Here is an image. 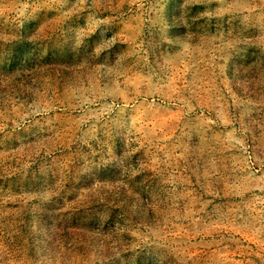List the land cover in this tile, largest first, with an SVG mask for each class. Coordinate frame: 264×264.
<instances>
[{
	"label": "rangeland",
	"instance_id": "374dc122",
	"mask_svg": "<svg viewBox=\"0 0 264 264\" xmlns=\"http://www.w3.org/2000/svg\"><path fill=\"white\" fill-rule=\"evenodd\" d=\"M0 264H264V0H0Z\"/></svg>",
	"mask_w": 264,
	"mask_h": 264
}]
</instances>
